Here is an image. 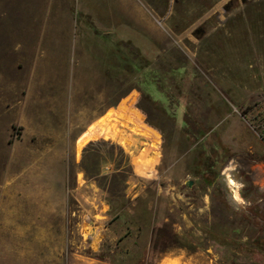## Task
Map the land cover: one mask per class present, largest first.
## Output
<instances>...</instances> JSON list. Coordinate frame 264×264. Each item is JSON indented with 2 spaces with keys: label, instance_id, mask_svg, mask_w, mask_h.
Instances as JSON below:
<instances>
[{
  "label": "rangeland",
  "instance_id": "1",
  "mask_svg": "<svg viewBox=\"0 0 264 264\" xmlns=\"http://www.w3.org/2000/svg\"><path fill=\"white\" fill-rule=\"evenodd\" d=\"M0 264H264V0H0Z\"/></svg>",
  "mask_w": 264,
  "mask_h": 264
},
{
  "label": "crops",
  "instance_id": "2",
  "mask_svg": "<svg viewBox=\"0 0 264 264\" xmlns=\"http://www.w3.org/2000/svg\"><path fill=\"white\" fill-rule=\"evenodd\" d=\"M115 119L117 120L114 122L117 125L116 129L119 127V124H117V122L126 124V120L119 118L118 116H115ZM134 125L135 124H132L133 127ZM120 139H124V136H120ZM141 150L138 153L134 151L130 152L133 162V168L136 169V171L139 170V166L137 165L138 158L141 159L143 157L145 159L146 164H148L150 168H152L153 166L158 167V165L162 163L163 150L162 145L158 140L150 142L149 145L146 146V148L142 147ZM154 156L155 158H153Z\"/></svg>",
  "mask_w": 264,
  "mask_h": 264
},
{
  "label": "bare ground",
  "instance_id": "3",
  "mask_svg": "<svg viewBox=\"0 0 264 264\" xmlns=\"http://www.w3.org/2000/svg\"><path fill=\"white\" fill-rule=\"evenodd\" d=\"M228 176H229V174L227 175V179H228ZM230 176L233 178V180L231 181H229V180H227V182L229 183V185L230 184H232V185H234L235 187H236V189H234L235 191H234V196L238 199V200H243L242 199V197H241V195L239 194V192H238V181H236L235 179H234V177L230 174ZM256 178V177H255ZM233 188V187H232ZM246 202V201H245Z\"/></svg>",
  "mask_w": 264,
  "mask_h": 264
},
{
  "label": "trees",
  "instance_id": "4",
  "mask_svg": "<svg viewBox=\"0 0 264 264\" xmlns=\"http://www.w3.org/2000/svg\"><path fill=\"white\" fill-rule=\"evenodd\" d=\"M132 58L134 59V55H133ZM169 234H171V235H173V236H175V237H176V236L178 237V234H177L176 232L170 230V229H169ZM177 244H178V243H177Z\"/></svg>",
  "mask_w": 264,
  "mask_h": 264
}]
</instances>
